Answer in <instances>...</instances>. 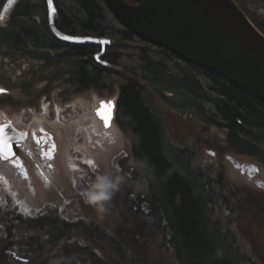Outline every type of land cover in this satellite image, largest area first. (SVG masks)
I'll list each match as a JSON object with an SVG mask.
<instances>
[{
	"label": "trees",
	"instance_id": "16d2710c",
	"mask_svg": "<svg viewBox=\"0 0 264 264\" xmlns=\"http://www.w3.org/2000/svg\"><path fill=\"white\" fill-rule=\"evenodd\" d=\"M233 1L264 34V0ZM250 1L252 9L248 6ZM52 3L53 25L60 34L104 39L108 43H70L57 38L48 26L45 0H18L11 12V17L18 19L14 29L25 34L27 45H33L34 53L45 61H50L45 52L55 51L54 67L68 63L69 79L77 90L116 89L117 119L125 118L128 122L125 126L137 136L134 149L147 158L150 171L162 189L159 193L162 192L171 208L169 220L174 235L170 244L174 240L177 264H231L207 233L201 201L163 155L164 129L152 98L193 109L207 126L224 133L228 152L261 165H264V100L212 70L193 65L171 51L136 37L100 0H52ZM6 34L14 43L22 45L14 30ZM133 212L123 211L126 226L115 227L116 218L106 223L112 234H118V240L108 234L101 235L102 241L106 238L109 252L124 255L121 256L124 259H131L128 251L136 252L138 248V256H143L148 249L137 243L149 246L150 235L154 234L143 232L142 219ZM151 225L156 227L159 220L153 218ZM131 260V264L140 262ZM145 262L151 263L147 259Z\"/></svg>",
	"mask_w": 264,
	"mask_h": 264
},
{
	"label": "flooded vegetation",
	"instance_id": "af4514ba",
	"mask_svg": "<svg viewBox=\"0 0 264 264\" xmlns=\"http://www.w3.org/2000/svg\"><path fill=\"white\" fill-rule=\"evenodd\" d=\"M29 56L28 61H32L31 58L36 60L35 54ZM0 88L6 90L0 93V125H8L6 137H10L12 146L11 160L0 157V264H116L109 250L96 237L100 234L98 224L109 223L114 218L118 195L126 204L124 211H135L133 213L141 217L145 226L143 232L158 235L160 256L163 259L170 257L171 264H177L174 240L170 244L174 235L169 220L171 208L161 196L162 192L159 193L162 189L150 171L147 158L134 149L136 145L127 144L124 152L116 149L117 138H121L122 126L128 124L127 120L123 117L118 120L114 112L111 126L105 127L97 115L101 99L108 101L115 96V90H78L79 93L90 91L93 94L90 104L87 105V99L81 95L63 107L48 102L49 106L42 111L44 117H41L36 110H42V107L34 108V111L31 107L28 111H24L26 107L10 111L3 102L10 91ZM99 132L108 138L110 148L107 152L92 149L90 145ZM220 142L222 145L218 148L214 144V148L205 145L209 148L203 151L213 163L209 168L217 170L218 176L229 178L234 190L244 191L251 186L248 188L261 192L255 183L247 180L249 176L233 158L235 156L231 157L228 151L222 150L224 144ZM53 143L56 144L55 151L45 156L43 153ZM0 150L6 151L2 144ZM106 153H112L106 175L119 176L122 180L101 213L82 194L92 188L97 177L104 176L100 169ZM85 156L89 159L84 160ZM133 160L139 165L132 164ZM122 161L128 165H121ZM198 199L202 203L205 221L206 210L202 200ZM75 207H80L77 213L72 211ZM68 212L74 214L66 217ZM153 218L159 220L156 227L151 225ZM48 220L51 226L55 223L61 226L39 230L18 228L21 224L46 225ZM90 220L96 221L97 226ZM261 229L264 235V223ZM112 232L109 228L108 235ZM61 235L66 238L58 239ZM262 239L264 242V237ZM101 258L103 261H99Z\"/></svg>",
	"mask_w": 264,
	"mask_h": 264
},
{
	"label": "rangeland",
	"instance_id": "374dc122",
	"mask_svg": "<svg viewBox=\"0 0 264 264\" xmlns=\"http://www.w3.org/2000/svg\"><path fill=\"white\" fill-rule=\"evenodd\" d=\"M14 6L3 12L0 8V17H2L0 19V86L10 91V94L5 95L3 98L4 106H9L10 111L24 107H26L24 111H28L29 107L33 108L34 111L42 107V110H36V112L44 117L42 111L49 106L48 102L53 106L56 104L57 107H63L67 102H71L73 98L81 95L87 99L86 104H90L92 93L90 91L79 93L72 86L66 69L68 63H61L62 66L57 65L54 67L52 62L55 51H46L45 55L49 57L50 61H45L46 59L34 53L35 47L33 45H27L25 34H21L14 29L15 25L18 24L16 22L18 19L11 17ZM248 6L252 9L251 1ZM10 29L14 30L15 34L17 33L16 35L20 38L19 42L22 45L19 46L18 43H14L13 39H10V36L6 34ZM30 52L35 54L36 60L33 58H31L32 61L27 60ZM37 58L41 59L37 60ZM164 93L170 94L168 91ZM99 95H103V93H99ZM152 100L154 102L153 107H155L164 129L163 155L189 181L193 192L202 200L206 210L207 233L213 245L227 256L231 264H264V242L262 239L264 235H262L261 229L264 223V192L249 189L248 187L251 186H248L244 191L234 190L228 177V179L220 177L217 170L209 168L213 163L210 162L211 159L203 151L205 148H209L205 145L212 147L214 144L218 148L222 145L220 141L224 144L222 150L228 151L225 145L224 133L207 126L196 111L191 108H180L177 103L171 106L157 97H153ZM174 100L177 102V99L174 98ZM84 102L86 101L84 100ZM121 134V138H117L116 142V149L119 148L120 152H124L127 144H130L131 147L137 145L138 138L130 128L123 126ZM107 142L106 135L99 132L94 135L90 145L92 149L98 148L100 151L107 152L110 148ZM111 154L106 153L105 155L104 165L100 169V173L103 175H106L109 169ZM234 156L236 157V155ZM86 159L89 158L85 156L84 160ZM132 164L139 165V162L133 160ZM121 165L128 164L122 161ZM261 167L264 175V165ZM241 181L246 184L244 179L241 178ZM87 192L83 193L84 198H86ZM124 207H126V204L118 195L114 208L115 227L119 225L126 226V223L123 222ZM79 209L80 207H75L72 211L77 213ZM73 212H68L65 216L68 217ZM89 222L97 226L96 221L90 220ZM106 223L98 224L100 234L99 237L95 236L104 245L106 238L102 241L101 235L108 234L110 228L105 226ZM21 225L18 228L32 230H39L43 227L54 228L56 225L61 226L59 223L51 226L50 220L46 225ZM66 228L70 227L67 226ZM109 235L118 240V234L110 233ZM150 237L152 239L148 241L149 246L137 243V246L148 249L143 253V256H138L139 248L136 252L128 251V255L132 260L140 261L134 264H170V257L163 259L160 256L161 247L159 248L158 245V235L154 233ZM57 238L65 239L66 237L61 235ZM111 256L114 260H118V264H131V259L121 257H125L124 255L111 254ZM145 259L151 263L145 262Z\"/></svg>",
	"mask_w": 264,
	"mask_h": 264
},
{
	"label": "water",
	"instance_id": "95a60500",
	"mask_svg": "<svg viewBox=\"0 0 264 264\" xmlns=\"http://www.w3.org/2000/svg\"><path fill=\"white\" fill-rule=\"evenodd\" d=\"M45 1L52 24L53 4ZM100 1L136 37L212 70L264 100V35L233 0ZM71 41L105 42L93 38ZM250 168L253 176L257 169ZM258 180L262 187L263 181Z\"/></svg>",
	"mask_w": 264,
	"mask_h": 264
},
{
	"label": "snow or ice",
	"instance_id": "6c2138e0",
	"mask_svg": "<svg viewBox=\"0 0 264 264\" xmlns=\"http://www.w3.org/2000/svg\"><path fill=\"white\" fill-rule=\"evenodd\" d=\"M49 5H52V0H48ZM53 11L55 9L53 8ZM2 19V17H0ZM64 40H71L74 39L71 36H63ZM6 91L3 88H0V93H3ZM115 108V102L114 101H102L100 104V107L97 109V115L100 116V118L104 121L105 127L111 126V120H112V112ZM8 128L7 124L0 125V144L3 145V148L6 149L0 150V157H2L4 160H11V156L9 153L12 151V146L10 144V137H6V129ZM39 143V141H37ZM56 149V144L53 143L51 147L48 149V151L44 152L43 154L45 156H50ZM14 155V153H13ZM87 163L91 164L92 161H86ZM12 163L15 164V160H12ZM74 167V166H73ZM83 195V194H82Z\"/></svg>",
	"mask_w": 264,
	"mask_h": 264
},
{
	"label": "clouds",
	"instance_id": "9594fccd",
	"mask_svg": "<svg viewBox=\"0 0 264 264\" xmlns=\"http://www.w3.org/2000/svg\"><path fill=\"white\" fill-rule=\"evenodd\" d=\"M122 177L99 176L92 188L86 193L89 204L95 205L101 213L105 211V202L109 201L113 193L118 189Z\"/></svg>",
	"mask_w": 264,
	"mask_h": 264
},
{
	"label": "bare ground",
	"instance_id": "6f19581e",
	"mask_svg": "<svg viewBox=\"0 0 264 264\" xmlns=\"http://www.w3.org/2000/svg\"><path fill=\"white\" fill-rule=\"evenodd\" d=\"M150 44V43H149ZM54 235V234H53Z\"/></svg>",
	"mask_w": 264,
	"mask_h": 264
}]
</instances>
